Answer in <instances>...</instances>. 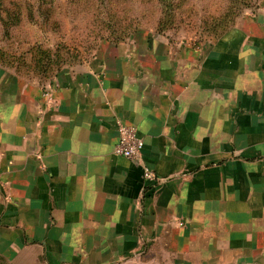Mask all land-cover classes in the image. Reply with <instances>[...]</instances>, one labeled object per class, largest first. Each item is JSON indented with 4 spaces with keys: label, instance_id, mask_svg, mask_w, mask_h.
Wrapping results in <instances>:
<instances>
[{
    "label": "crops",
    "instance_id": "0c3cea01",
    "mask_svg": "<svg viewBox=\"0 0 264 264\" xmlns=\"http://www.w3.org/2000/svg\"><path fill=\"white\" fill-rule=\"evenodd\" d=\"M0 264H264V0L210 43L137 31L47 86L0 71Z\"/></svg>",
    "mask_w": 264,
    "mask_h": 264
},
{
    "label": "rangeland",
    "instance_id": "374dc122",
    "mask_svg": "<svg viewBox=\"0 0 264 264\" xmlns=\"http://www.w3.org/2000/svg\"><path fill=\"white\" fill-rule=\"evenodd\" d=\"M263 0H0V71L47 86L137 31L210 43Z\"/></svg>",
    "mask_w": 264,
    "mask_h": 264
},
{
    "label": "built area",
    "instance_id": "2783aa9c",
    "mask_svg": "<svg viewBox=\"0 0 264 264\" xmlns=\"http://www.w3.org/2000/svg\"><path fill=\"white\" fill-rule=\"evenodd\" d=\"M117 132L118 141L114 146V155L128 160L138 159L143 149V141L137 135L136 129L126 125H118ZM143 177L149 180L154 178L148 169H143Z\"/></svg>",
    "mask_w": 264,
    "mask_h": 264
},
{
    "label": "trees",
    "instance_id": "16d2710c",
    "mask_svg": "<svg viewBox=\"0 0 264 264\" xmlns=\"http://www.w3.org/2000/svg\"><path fill=\"white\" fill-rule=\"evenodd\" d=\"M229 29V28H228ZM227 28L226 29H221V30H218V32L220 31L221 33L220 34H218V35H216V37H215V39L217 38V37H219L223 32H225L226 30H228Z\"/></svg>",
    "mask_w": 264,
    "mask_h": 264
}]
</instances>
